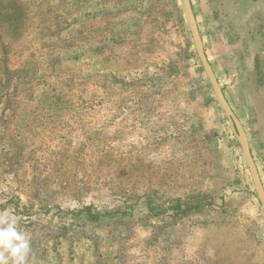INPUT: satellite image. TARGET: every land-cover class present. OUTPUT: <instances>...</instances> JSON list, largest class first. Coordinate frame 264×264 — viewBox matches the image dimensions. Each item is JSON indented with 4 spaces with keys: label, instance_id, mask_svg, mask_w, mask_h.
<instances>
[{
    "label": "rangeland",
    "instance_id": "rangeland-1",
    "mask_svg": "<svg viewBox=\"0 0 264 264\" xmlns=\"http://www.w3.org/2000/svg\"><path fill=\"white\" fill-rule=\"evenodd\" d=\"M191 1L264 183V0ZM0 2V213L30 236L28 264H264L182 0Z\"/></svg>",
    "mask_w": 264,
    "mask_h": 264
},
{
    "label": "water",
    "instance_id": "water-1",
    "mask_svg": "<svg viewBox=\"0 0 264 264\" xmlns=\"http://www.w3.org/2000/svg\"><path fill=\"white\" fill-rule=\"evenodd\" d=\"M185 16L191 31L192 39L195 45V49L197 55L200 59V62L204 68V71L207 75V78L210 82V85L214 91V94L217 98L219 105L221 106L222 110L224 111L229 125L233 131L234 136L236 137L244 159L246 161L247 167L249 169L251 179L253 182V186L257 195L258 200L260 201L262 211L264 213V183L259 172L258 166L255 162L254 156L252 154L249 138L247 132L238 118L236 113L234 112L232 106L230 105L222 86L215 74V71L208 59V56L205 51L203 39L200 33V29L198 26V21L193 9L192 1L191 0H182Z\"/></svg>",
    "mask_w": 264,
    "mask_h": 264
},
{
    "label": "clouds",
    "instance_id": "clouds-1",
    "mask_svg": "<svg viewBox=\"0 0 264 264\" xmlns=\"http://www.w3.org/2000/svg\"><path fill=\"white\" fill-rule=\"evenodd\" d=\"M30 236L18 230L16 217L0 213V264H28Z\"/></svg>",
    "mask_w": 264,
    "mask_h": 264
},
{
    "label": "trees",
    "instance_id": "trees-1",
    "mask_svg": "<svg viewBox=\"0 0 264 264\" xmlns=\"http://www.w3.org/2000/svg\"><path fill=\"white\" fill-rule=\"evenodd\" d=\"M8 4V3H7ZM11 4V3H10ZM9 4V5H10ZM5 6V3H3V2H0V9H2L3 7ZM13 6L17 9V11L19 12L20 11V9L21 8H23L21 5H19V4H13ZM14 12H16V11H14ZM2 15V14H1ZM5 16V15H4ZM6 17V16H5ZM22 21H23V18L21 19L20 17H16V16H9V17H7V21L6 22H8V24H7V26H8V29H11V33L13 34V35H20L21 34V31H22V28H23V26H22ZM3 22V21H2ZM1 23V22H0ZM4 32L3 31H1V33H0V36L3 34ZM6 33V32H5ZM179 208V210H181L180 212H182V213H187L188 212V210H186V209H184V210H182L181 209V207H178Z\"/></svg>",
    "mask_w": 264,
    "mask_h": 264
}]
</instances>
